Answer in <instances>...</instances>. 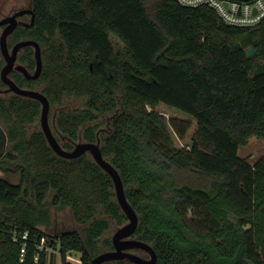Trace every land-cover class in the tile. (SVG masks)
<instances>
[{
  "label": "trees",
  "instance_id": "1",
  "mask_svg": "<svg viewBox=\"0 0 264 264\" xmlns=\"http://www.w3.org/2000/svg\"><path fill=\"white\" fill-rule=\"evenodd\" d=\"M30 1L34 25L13 38L39 42L43 71L38 81L12 76L23 87L44 83L51 103L87 96L86 108L57 119L73 139L82 125L114 114L102 152L140 216L134 237L153 245L156 264H264V156L250 163L239 154L251 137L264 138V21L232 26L209 6L177 0ZM20 61L35 68L32 47ZM2 64L0 57V71ZM160 104L197 121L189 145L178 148L170 126L182 140L191 124L168 121ZM39 112L33 99L0 98V170L20 174L18 183L0 177V264H53L49 247L59 248L61 264H74L71 251L91 264L102 245L113 249L104 238L109 217L121 225L126 216L111 177L91 157L63 158L40 129L28 134ZM95 128L84 137L95 141ZM51 190L52 204L70 206L83 233L48 239L40 225L52 221ZM189 210L201 211L205 231L191 224Z\"/></svg>",
  "mask_w": 264,
  "mask_h": 264
},
{
  "label": "water",
  "instance_id": "2",
  "mask_svg": "<svg viewBox=\"0 0 264 264\" xmlns=\"http://www.w3.org/2000/svg\"><path fill=\"white\" fill-rule=\"evenodd\" d=\"M24 12L28 11L22 10L17 12L15 15L10 16L9 18H3L0 20V26L9 22V26H7L0 35V49L6 60V64L1 69V78L9 86L7 90L13 91L16 94L25 97L37 99L42 103L41 126L50 146L59 156L66 159H74L80 157L87 151L92 154L95 163H97L111 177L114 185L116 200L128 219V222L120 226L113 234V249L96 255L92 259L91 264H102L104 262L118 260H125L135 264H156L158 261V255L153 245L134 237L140 222V216L127 198L126 189L120 172L108 159L104 157L100 148V144L92 142H80L72 151L63 149L53 134L49 124L50 102L48 97L38 90L22 88L10 78L9 73L15 68L23 72L25 76L30 79L38 78L41 75L43 69L42 51L38 41L34 39L20 40L14 45L11 51L9 50L7 38L17 25L15 21L16 15H20ZM34 20L35 14L32 17V23H34ZM238 45L239 47H242L241 42H238ZM27 46H32L35 49L36 69L33 74H31L24 65L18 64L16 62L18 51L21 48ZM246 52L248 55H253L255 51L253 47H249L246 49ZM136 249L146 252L148 257L146 258L140 256L139 254L132 251Z\"/></svg>",
  "mask_w": 264,
  "mask_h": 264
},
{
  "label": "rangeland",
  "instance_id": "3",
  "mask_svg": "<svg viewBox=\"0 0 264 264\" xmlns=\"http://www.w3.org/2000/svg\"><path fill=\"white\" fill-rule=\"evenodd\" d=\"M16 4L17 7H25L30 4L29 0H0V18H2L10 8ZM2 29H0V35H1ZM111 39L116 47H123L124 43L115 35L111 36ZM9 42L12 43L11 40ZM13 44V43H12ZM11 44V45H12ZM63 105L65 108L68 109H75L80 108L84 104L83 98H76L74 96L71 97H65L63 100ZM61 109L60 105H51V111H50V121L52 123L53 115L55 113H58V111ZM156 110L162 113L168 121H170L172 118H179L182 120H186L191 124L190 129L187 132L185 139H180L177 134L173 131V129L170 126V132L173 136V139L175 141V144L178 148L184 147L186 145H189L191 143V138L193 134L195 133L197 129V121L190 116L188 113L183 112L179 109L170 107L165 104H160L156 107ZM110 119L109 115H103L98 120V126L100 128L106 129L109 127L107 121ZM1 124V121H0ZM40 128V119L30 125L28 127V134L34 131L35 129ZM111 130V129H110ZM110 132V131H109ZM108 133V132H107ZM106 134V133H105ZM239 154L241 157L245 158L250 163H254L257 159L264 156V138L259 137H251L248 141V143L240 148ZM0 177L8 178L12 183H18L20 180V174L17 172H3L0 170ZM54 196V192L51 190L49 193V196L47 198V207L51 212L52 221L49 227L47 228L44 225H40L42 229L45 230V232L48 235V239L50 238H57L59 234L66 232V231H78L83 233L86 225L79 224L75 221L73 217V212L70 206H62V205H54L52 204V198ZM116 198V196H115ZM1 207V206H0ZM123 212V211H122ZM101 215L100 217H102ZM201 216V217H200ZM203 214L201 215L200 210H189L187 212V218L191 222V224L196 228L200 229L201 231H205V228L203 224L201 223ZM99 217V215H98ZM200 217V218H199ZM111 226L107 230L104 238L109 237L112 238L113 234L116 232V230L122 226L123 224H126L128 222V219L124 220V222L121 225L116 224L112 218H110ZM58 245V244H55ZM59 249V248H58ZM58 249H54L52 247H49L48 250V260L51 259V262L53 264H61L62 259L60 256V253ZM109 247H105L102 245L100 252L96 255L107 251ZM143 257H147L145 253H139ZM95 255V256H96ZM94 256V257H95ZM67 261L74 263V264H82V254L77 251H71L67 253Z\"/></svg>",
  "mask_w": 264,
  "mask_h": 264
},
{
  "label": "flooded vegetation",
  "instance_id": "4",
  "mask_svg": "<svg viewBox=\"0 0 264 264\" xmlns=\"http://www.w3.org/2000/svg\"><path fill=\"white\" fill-rule=\"evenodd\" d=\"M29 1H30V0H29ZM22 10H27L28 12H24V13H22V14H20V15H16V20H15V21H16L17 25H16L15 29L9 34V36H8V38H7V41H8V47H9V50H10V51L12 50V48L14 47V45H15L17 42H19L20 40H24V39L15 40V39L13 38L14 33H15L20 27L28 28V27H31V26L34 25V23H32V17H33V15L35 14V12H34V8H33V6H32L31 1H30V4L27 5V6H25V7H17V5L14 4V5L10 8V10L8 11V13H6L2 18H0V20L3 19V18H9L10 16L15 15L17 12H20V11H22ZM34 22H35V20H34ZM7 26H9V22H8V23H5V24H3V25H1V26H0V29H2V31H3ZM1 33H2V32H1ZM25 39H32V38H25ZM9 40H11L13 44H12L11 42H9ZM11 44H12V45H11ZM27 47H32V46H27ZM40 47H41V45H40ZM24 48H26V47H24ZM24 48H21V49L18 51V56H17V60H16V62H17L18 64H22V65H24V66L27 68V70H28L31 74H33V73L35 72L36 65H35V68H34L33 70H30V69H28V67H27L25 64H23V63L20 61V56H21L22 51H23ZM32 48H33V51H34V57H35V49H34V47H32ZM41 51H42V54H43L44 49H43L42 47H41ZM0 57L3 59V64H2V67H3V66L6 64V60H5V58H4V56H3L2 52H1V49H0ZM42 58H43V55H42ZM35 63H36V58H35ZM2 67H1V69H2ZM42 71H43V69H42ZM13 72H18V73H20L23 77L27 78L28 80H33V81H38V79H39V78L41 77V75H42V73H41V75H40L38 78H36V79H30V78L26 77L25 74H24L23 72H21V71H19V70H17V69L15 68V69H13V70L9 73L10 78L13 79L14 81H15V79H14L13 76H12V73H13ZM0 78H1V71H0ZM1 81L4 83V85H0V98H1V97H6V98H8V97L11 96L12 94L19 95V94H16L15 92H13V91H8L7 89H8L9 86H8V85L2 80V78H1ZM15 82H16V81H15ZM16 84H18V83L16 82ZM18 85H19V84H18ZM19 86H20V85H19ZM43 86H44V83L40 82V83H35L33 87H23V86H20V87H22V88H26V89H34V90H38V91H40V92H42V93L45 94V92L43 91ZM45 95H46V94H45ZM19 96H22V95H19ZM46 96H47V95H46ZM71 96H74V97H76V98H83V100H84V104H83V106L80 107V108H75V109H68V108H65V106H62V105H63L62 103H63L64 98H65V97H71ZM22 97H25V96H22ZM47 97H48V96H47ZM25 98H30V97H25ZM30 99H33V100H35V101H37V102L39 103L40 112H39V115H38L36 121L38 120V118L40 119V128H37V129H40V130L43 132V129H42V126H41V113H42L41 110H42V103H41L39 100H37V99H34V98H30ZM48 99H49V98H48ZM49 102H50L49 124H50V127H51V129H52L53 134L55 135L56 139L58 140V142L60 143V145L62 146L63 149L68 150V151H72V150H74V148L76 147V145H77L78 143H80V142L99 143V144H100V148H101V145H102V138L105 137V136H107V135L111 132V130H112V127H111V118L114 116V114L109 116L110 119L107 121V123H108V125H109L108 128L103 129V128H100V126H98V120H99V118L101 117V116H100L98 119H96V120H94V121H91V122L88 123V124H84V125H82V126L80 127V129H79V136H78V138H77V139H73V138H71L70 136H68L66 133H64V132H62V131L60 130V128L58 127V124H57V119H58V116H59V114H60L61 111H74V110H79V109L86 108L87 96H85V95H83V96H77V95H73V94H72V95H65V96L63 97V99H62V102H60V103H51L50 99H49ZM51 105H60V106H61V109L58 111V113H55V114L53 115L52 123H51V121H50ZM36 121H34L32 124H34ZM32 124H30V125H32ZM30 125H29V126H30ZM89 126H96V128H95V132H96V136H97V137H96V140H95V141L88 140V139H86V138L84 137V131H85L86 128L89 127ZM110 129H111V130H110ZM109 131H110V132H109ZM32 132H33V131H32ZM107 132H108V133H107ZM43 133H44V132H43ZM105 133H106V134H105ZM44 135H45V133H44ZM45 137H46V136H45ZM46 140H47V138H46ZM47 143H48V145L50 146L48 140H47ZM67 143H69V144L71 145V147H67V146H66ZM50 147H51V146H50ZM51 149H52V147H51ZM52 150H53V149H52ZM101 150H102V148H101ZM53 152H54L55 154H57L54 150H53ZM102 153H103V152H102ZM57 155H58V154H57ZM83 155H88L89 157H91V158L93 159L92 154H91L89 151L85 152ZM83 155H81V156H83ZM81 156H80V157H81ZM104 157H105V156H104ZM105 158H106V157H105ZM106 159H108V158H106ZM93 160H94V159H93ZM132 251L135 252V253H137V254H139V253H142V254L145 253V254L147 255V257H148V254H147L146 252L140 250V249H136V250H132ZM139 255L141 256V254H139ZM147 257H146V258H147ZM111 262H112V261H111Z\"/></svg>",
  "mask_w": 264,
  "mask_h": 264
},
{
  "label": "built area",
  "instance_id": "5",
  "mask_svg": "<svg viewBox=\"0 0 264 264\" xmlns=\"http://www.w3.org/2000/svg\"><path fill=\"white\" fill-rule=\"evenodd\" d=\"M179 3L196 7L206 5L213 8L222 20L232 26L256 27L264 21V0H177ZM27 232L23 235L27 239ZM25 247L22 248V257Z\"/></svg>",
  "mask_w": 264,
  "mask_h": 264
}]
</instances>
